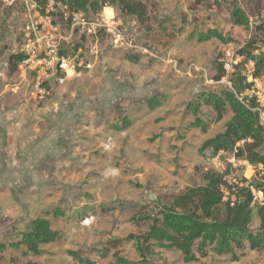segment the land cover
<instances>
[{"label":"rangeland","instance_id":"374dc122","mask_svg":"<svg viewBox=\"0 0 264 264\" xmlns=\"http://www.w3.org/2000/svg\"><path fill=\"white\" fill-rule=\"evenodd\" d=\"M31 1L0 0V242L15 239L37 217H46L61 238L39 256L6 250L0 264H77L69 252L93 264H116L114 255L130 264H185L176 251L140 260L124 239L143 233L133 220L139 213H153L202 185L207 172L224 174L234 189L243 179L261 187L259 166L239 164L228 152H199L232 114L202 132L189 127L194 117L187 105L201 93L230 88L228 77L216 81L219 70L229 76L243 61L238 52L253 40L250 30L232 23L230 10L239 5L252 27L264 19V0H133L144 7L147 28L117 6L83 16L85 26L72 25L51 3L60 45L82 76L63 85L50 80L42 96L32 73L10 70L34 16ZM208 29L232 42L191 38ZM245 67L252 71L253 64ZM153 97L161 106L151 111L146 101ZM213 116L211 108H200V119ZM122 117L131 127L114 130ZM86 204L94 213L77 219ZM56 208L63 218L46 214ZM257 226L255 220L252 229ZM114 240L120 247L103 258ZM235 256L236 262L210 252L190 264H264V251L235 250Z\"/></svg>","mask_w":264,"mask_h":264},{"label":"trees","instance_id":"16d2710c","mask_svg":"<svg viewBox=\"0 0 264 264\" xmlns=\"http://www.w3.org/2000/svg\"><path fill=\"white\" fill-rule=\"evenodd\" d=\"M53 1L61 8L66 7L69 22L72 14H83L87 17L90 13L100 11L107 6H117L122 14L136 18L140 25L147 28L146 11L140 3L133 0ZM204 1L196 0V4ZM244 1L251 4L257 0ZM32 2L36 3L41 15H46L45 9L49 0H32ZM230 17L234 25L250 30L253 40L238 52L243 61L236 65L229 76H226L223 69L219 70L216 81L228 77L230 88L201 93L187 105V110L194 117L189 127L206 132L211 125L221 122L223 114L229 111L232 116L224 124L223 132L206 140L199 150L200 154L209 151L212 157H216L220 153L228 152L237 161L246 162L250 166H261L260 172L264 173V129L259 124L257 113L253 111L255 99L247 94L251 84L246 81L245 69V65L251 62L253 64L251 75L261 82L264 88V19L258 18L257 23L251 27L248 16L237 4L230 10ZM191 38L199 43L232 42L216 29L195 33ZM257 45L259 47H256ZM63 54L67 53L62 52ZM20 58L19 54L11 58V72L18 67ZM126 59L133 63L138 61L133 55L126 56ZM146 104L148 109L153 111L161 106V101L153 97L147 100ZM201 107L211 108L215 116L209 121L200 119L198 115ZM131 125L129 119L122 117L112 128L124 131ZM242 182L247 185L235 186L234 189L227 185L224 174L207 172L202 177V185L187 189L183 194L174 197L170 204H161L153 213H139L133 220L136 226L143 228V233L130 235L124 241L132 243L140 260L159 257L163 251H176L185 264L198 262L210 252L218 256H231L236 262L235 250L264 251V205L254 201V194L261 190V187L254 186L244 179ZM77 211H81L77 213V219L83 220L88 212L94 213V208L86 204ZM46 214L54 220L61 219L65 215L59 208ZM255 220L258 226L252 229ZM60 238L61 236L53 230L51 222L46 217H37L27 222L15 239L0 242V253L11 250L39 256L42 247L53 244ZM121 242L109 241L101 251L102 257L109 254L110 248L120 247ZM68 254L77 264H93L78 253ZM114 259L116 264H130L118 255H114Z\"/></svg>","mask_w":264,"mask_h":264},{"label":"built area","instance_id":"2783aa9c","mask_svg":"<svg viewBox=\"0 0 264 264\" xmlns=\"http://www.w3.org/2000/svg\"><path fill=\"white\" fill-rule=\"evenodd\" d=\"M51 3L55 4L53 0H49L45 9L46 15H41L37 10L36 3L30 2V7L34 10V16L31 17L30 22L23 31L19 50L21 58L18 68L20 71H29L35 76V89L40 96L45 94L44 86L49 85L50 80H53L55 85H63L70 78L78 79L82 76L81 66L69 55H62L64 49L60 45L61 38L57 35V27L53 24L51 18L53 15L50 14ZM61 9L64 18L69 20L66 7ZM83 16V14H72V25L75 23L85 26ZM87 68H90V66H87ZM246 70L248 73L246 74V81L251 84L247 94L255 99L253 111L257 113L259 124L264 129V88L261 82L252 77L251 71H248V68ZM238 163L240 164L241 161H238ZM242 164H246V162H242ZM259 167L261 168V166ZM260 175V177H263V182L261 190L254 194V201L264 205V173H260Z\"/></svg>","mask_w":264,"mask_h":264}]
</instances>
